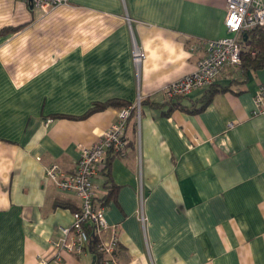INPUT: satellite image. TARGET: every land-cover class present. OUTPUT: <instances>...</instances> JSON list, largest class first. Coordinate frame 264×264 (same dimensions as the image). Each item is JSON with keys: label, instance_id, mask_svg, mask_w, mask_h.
Returning <instances> with one entry per match:
<instances>
[{"label": "crops", "instance_id": "0c3cea01", "mask_svg": "<svg viewBox=\"0 0 264 264\" xmlns=\"http://www.w3.org/2000/svg\"><path fill=\"white\" fill-rule=\"evenodd\" d=\"M225 15L226 0H70L47 14L0 0V264L51 253L81 202L45 167L73 173L80 146L139 98L126 154L95 179L120 264H264V68H225L215 84L227 90L201 111L207 89L163 94L230 36ZM64 257L94 261L90 248Z\"/></svg>", "mask_w": 264, "mask_h": 264}, {"label": "built area", "instance_id": "2783aa9c", "mask_svg": "<svg viewBox=\"0 0 264 264\" xmlns=\"http://www.w3.org/2000/svg\"><path fill=\"white\" fill-rule=\"evenodd\" d=\"M34 10L42 14L50 13L70 0H25ZM224 26L230 36L207 43L206 55L198 62L194 72L168 84L163 88L166 101L187 97L195 91L213 85L227 67H241L245 46L242 37L257 27L264 28V0H226ZM143 59L136 50L135 63ZM141 99L122 107L115 121L102 137L91 146H80V157L73 173L64 172L58 164L45 167V176L57 188L74 193L81 204L73 212L70 227H61V237L51 242L49 255H40L37 264H65L64 255H82L90 248L91 240H96L95 263L100 255V264H120L116 255L119 246V227L111 225L105 217V208L96 203L98 186L95 179L100 174L106 158L110 154L124 156L129 142L126 130L130 119L139 121ZM253 115L264 117V84H261L254 97ZM51 122V120H49Z\"/></svg>", "mask_w": 264, "mask_h": 264}, {"label": "trees", "instance_id": "16d2710c", "mask_svg": "<svg viewBox=\"0 0 264 264\" xmlns=\"http://www.w3.org/2000/svg\"><path fill=\"white\" fill-rule=\"evenodd\" d=\"M242 43L244 44L246 50L242 55L241 66L243 68H252L255 70L264 68V28L257 27L254 30L249 31L247 35H244L242 37ZM206 89H207L206 92L204 93L203 97L200 99V108L198 109L199 111L205 109L213 101V98L217 93L224 92L227 90L216 86L215 83ZM113 104L114 102H109L106 104H95L91 108L89 113L99 111L105 108L106 106H110ZM90 249L93 253H96V240L94 239L91 240ZM100 260L101 257L100 255H98V259L95 264H100Z\"/></svg>", "mask_w": 264, "mask_h": 264}, {"label": "water", "instance_id": "95a60500", "mask_svg": "<svg viewBox=\"0 0 264 264\" xmlns=\"http://www.w3.org/2000/svg\"><path fill=\"white\" fill-rule=\"evenodd\" d=\"M31 1H32V0H29V2H31ZM93 264H95V258H94Z\"/></svg>", "mask_w": 264, "mask_h": 264}]
</instances>
